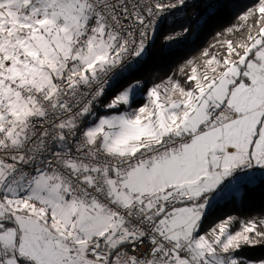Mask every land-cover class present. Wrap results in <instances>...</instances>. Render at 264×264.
Listing matches in <instances>:
<instances>
[{"label":"snow or ice","instance_id":"1","mask_svg":"<svg viewBox=\"0 0 264 264\" xmlns=\"http://www.w3.org/2000/svg\"><path fill=\"white\" fill-rule=\"evenodd\" d=\"M184 6L0 0V264H256L236 253L264 245V217L201 228L241 176L264 180V0L183 80L135 108L134 82L96 114Z\"/></svg>","mask_w":264,"mask_h":264},{"label":"trees","instance_id":"2","mask_svg":"<svg viewBox=\"0 0 264 264\" xmlns=\"http://www.w3.org/2000/svg\"><path fill=\"white\" fill-rule=\"evenodd\" d=\"M255 0H226L221 8L208 15L203 20V25L198 29L196 36L190 38L187 43L178 49H171L162 42L159 36L153 40L149 56L140 66L144 71L132 70L126 75L129 79L142 82L139 88L143 94L154 84L166 80L168 77L183 80L181 67L189 59L201 56L204 49L214 51L211 46L217 42V34L236 24L237 17L242 14ZM122 82V81H121ZM121 82H117L112 90H109L99 102L96 114L105 115L110 112L103 105L106 104L117 91L121 90ZM138 103L142 104V100ZM257 174V173H256ZM259 174V173H258ZM257 176V175H256ZM259 177V176H257ZM237 196L233 192L226 193L220 200L213 202L202 221L201 231H207L219 221L227 217L236 218V227L240 220L264 217V180L257 179L251 183L242 181ZM235 229V227L233 228ZM236 255L241 258L256 262L264 260V245L244 246Z\"/></svg>","mask_w":264,"mask_h":264},{"label":"built area","instance_id":"3","mask_svg":"<svg viewBox=\"0 0 264 264\" xmlns=\"http://www.w3.org/2000/svg\"><path fill=\"white\" fill-rule=\"evenodd\" d=\"M225 1L226 0H186V6L171 10V12L162 17L156 25L155 34L152 35L148 41L145 57L135 60L133 65L137 64L141 66L145 62L146 58L149 56L151 40L155 37L158 30H162L166 34V38L169 35L175 37L169 40L173 47L183 46L190 38L196 36L198 29L203 25L205 17L216 12ZM184 28H188L187 34L183 33ZM126 75L114 81L106 92L111 90L117 82H121L125 79ZM141 86L142 82H140V87Z\"/></svg>","mask_w":264,"mask_h":264},{"label":"rangeland","instance_id":"4","mask_svg":"<svg viewBox=\"0 0 264 264\" xmlns=\"http://www.w3.org/2000/svg\"><path fill=\"white\" fill-rule=\"evenodd\" d=\"M133 68H134V70H139L140 71V73L142 72V71H144V68L143 67H140V65H137V64H134L133 65ZM133 70V71H134ZM138 80H134V79H129V78H127V77H125V79H123L122 80V82H121V85H120V88L122 89L123 87H126V86H128V85H130V84H132V83H134V82H137ZM134 98H137L136 99V101L135 102H139V101H143L142 102V104L145 102V100H146V94H143L141 91H139V88H138V90H136L135 91V93H134V96H133ZM133 98V99H134ZM141 104H138V103H133L132 102V107L133 108H135V107H138V106H140ZM238 191H240V189L239 188H232L231 190H229V189H227V190H225V192L224 193H231V192H233V194H232V196H237L238 195ZM217 200H216V198L213 200V202H216ZM212 202V203H213ZM237 227H238V225H237ZM235 229H233V231H234Z\"/></svg>","mask_w":264,"mask_h":264},{"label":"bare ground","instance_id":"5","mask_svg":"<svg viewBox=\"0 0 264 264\" xmlns=\"http://www.w3.org/2000/svg\"><path fill=\"white\" fill-rule=\"evenodd\" d=\"M223 4H224V3H223ZM223 4H221L220 8L222 7ZM159 36L161 37V40H162V42L165 44V46H168V47L171 48V49H178V48H180V47H173V46L170 44L169 40L166 38V34H165L162 30H158V31H157L155 37L151 40V45H152L153 40H155V39L158 38Z\"/></svg>","mask_w":264,"mask_h":264},{"label":"crops","instance_id":"6","mask_svg":"<svg viewBox=\"0 0 264 264\" xmlns=\"http://www.w3.org/2000/svg\"><path fill=\"white\" fill-rule=\"evenodd\" d=\"M113 88H114V87H113ZM113 88H112V89H113ZM112 89H111V90H112ZM137 90H138V89H137ZM106 93H107V92H106ZM133 98H134V97H133ZM136 99H137V98H134L133 101L136 100ZM98 107H99V106H97V108H98ZM106 109H107V108H106ZM108 110H110V109H108ZM106 114H115V113L113 112V110H110V112H108V113H106ZM258 173H259V172H257L256 175H257V176H260V173H259V174H258ZM240 179H241V181H244L243 176H241ZM228 189L231 190L232 188L230 187V188H228ZM224 192H225V191H224ZM224 192H223L222 194L217 195V196L215 197L216 200H220L223 196H225L226 193H224Z\"/></svg>","mask_w":264,"mask_h":264}]
</instances>
